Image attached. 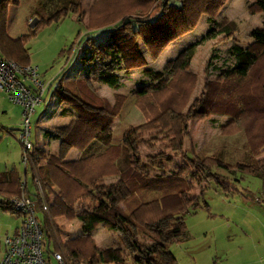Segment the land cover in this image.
<instances>
[{"label":"trees","instance_id":"1","mask_svg":"<svg viewBox=\"0 0 264 264\" xmlns=\"http://www.w3.org/2000/svg\"><path fill=\"white\" fill-rule=\"evenodd\" d=\"M56 1L59 7L48 16L35 11L36 24L29 34L12 39L8 35V12L19 2L0 0V58L21 67L31 66L26 45L40 28L59 23L70 14L78 21L86 16L85 33L81 36L78 32L75 39L84 44L81 77L65 80L69 69L65 68L54 78L53 97L57 104L66 106L59 116L69 122L43 133L46 144L58 141L64 151L75 150L79 156L76 160L53 161L49 152L33 144L23 173L14 166L0 172V211L19 216L10 201L22 194L37 203L42 214L38 220L41 245L49 264L53 252L60 253L65 264H126L122 249L97 248L93 236L99 226L123 231L138 264H177L170 247L189 240L185 214L200 208L201 202L207 208L203 199L206 187L201 186L199 194L191 197L193 184L213 182L230 193L234 186L217 170L264 176V159H258L264 152V0L247 4L250 16L262 15V27L250 33L252 42L246 47L232 46V66L220 70L216 79L205 80L195 99L192 96L198 76L191 72L190 64L199 42L219 35L233 39L237 31L235 22L216 20L228 0H97L87 13L82 12L81 0ZM203 17L208 29L200 41L182 49L163 71L147 68L146 54L157 60L170 44L194 31ZM99 36L106 37L105 42L94 45ZM74 45L60 56L66 52L71 55ZM140 69L147 83L133 95H150L160 113L125 131L120 143L113 144L112 127L127 96L114 93L110 102L90 84L96 82L117 91L121 88L120 73ZM212 116L226 118L221 134L240 133L244 137L251 163L231 165L192 151L187 155L184 142L189 138L188 124ZM157 143L162 150L142 163L140 149H153ZM167 152L185 159V164L170 174L159 165L172 162ZM28 172L34 193L28 190ZM35 179L46 200L47 213L41 210ZM106 179L115 181L106 183ZM86 202L88 207L76 209ZM57 219L79 222V233L61 241Z\"/></svg>","mask_w":264,"mask_h":264},{"label":"rangeland","instance_id":"2","mask_svg":"<svg viewBox=\"0 0 264 264\" xmlns=\"http://www.w3.org/2000/svg\"><path fill=\"white\" fill-rule=\"evenodd\" d=\"M253 1L228 0L217 15V21L227 18L236 23L237 31L233 39H225L223 35H219L214 39L199 42L195 57L190 64L191 72L198 76L192 99L199 97L205 80L216 79L220 70L232 66L231 47L234 45L246 47L252 42L251 31L262 27V15L250 16L247 12V4ZM18 2V6H11L8 12V35L12 39L29 34L31 27L28 22L35 17L36 10L43 11L42 13L48 16L60 4L56 0H50V2L48 0H18ZM87 6L88 1L84 0L83 8L81 3L84 13H87ZM83 21L85 22L87 19L82 18ZM207 29L206 17H203L194 31L170 44L157 60H151L146 54L147 68L152 71H163L166 63L173 60L182 49L191 43L200 41ZM78 32L83 36L85 26L77 20L75 15L70 14L59 23L43 26L36 32L35 37L27 42L26 47L30 55L31 66L37 68L39 79L49 85L46 86L42 102L36 106L35 114L31 118L30 141L33 143L36 142L35 138L41 128L39 124H44L41 118H51L54 114L53 111L57 112L58 108H61L57 102L53 101V99L55 100L53 91L57 84L54 78L65 68H69L66 71L65 80L81 77L79 73L83 64L80 61V54L84 44L75 40ZM102 36L94 40V45L105 42L106 37ZM71 44H75L73 53L68 55L66 52L60 56V52L69 50ZM207 64H209L208 68H206ZM84 69H88V66H84ZM119 75L121 88L117 91L96 82L90 84L91 88L110 102L113 101L114 93L127 96L121 114L112 127L113 144L120 143L125 131L138 124L148 122L160 113L150 95L141 98L133 95L138 88L147 83L143 70H135L129 74L120 73ZM6 98L5 94L0 91V172L14 166L20 173H23L24 153L19 141L21 108ZM60 106L66 107L64 104ZM4 108H8V114L2 113ZM51 113L53 114L51 115ZM54 118L55 122L52 126H64L68 120L60 116ZM225 120V117L212 116L204 121H191L188 124L189 138L184 142V150L187 151V155L189 156L192 151L200 157L213 155L231 165L251 163L244 147V137L240 133L236 135L221 134L220 126L224 124ZM161 147L160 143L155 144L153 149L142 147L140 149L142 163H147V156H156L162 150ZM51 149L56 150V148H50V151ZM59 154L61 155L60 150L56 157L59 156V159H63ZM167 154L172 162L159 163L165 168L167 174L175 171L176 167L185 164V159L180 154L173 152H167ZM262 158L264 159V152L258 159ZM217 173L225 176L232 183L234 191L225 193L213 182L208 184L201 181L200 185L194 183L191 197L199 194L201 186L206 187L203 199L207 208L201 202L200 208L190 209L185 214L184 221L189 240L182 244L172 245L170 252L176 258L177 264H259L260 262H257L258 255H264V176L255 177L223 170H217ZM184 177L190 181L188 175ZM27 178L28 190L34 193L30 172H28ZM41 205L42 203H40ZM88 205L89 202H86L83 206L78 205L76 209L79 211ZM44 212L47 213L48 210ZM35 214L41 221L42 214L37 203ZM21 223L20 216L0 211V261L4 254V239L11 236L21 226ZM55 223L59 228L61 241L75 237L79 233L80 224L77 221L67 222L64 219H57ZM94 239L98 248L122 249L127 259L126 264H138L136 253L130 249L129 241L123 231L108 230L99 226L94 233ZM51 264L55 263L51 261Z\"/></svg>","mask_w":264,"mask_h":264},{"label":"built area","instance_id":"3","mask_svg":"<svg viewBox=\"0 0 264 264\" xmlns=\"http://www.w3.org/2000/svg\"><path fill=\"white\" fill-rule=\"evenodd\" d=\"M30 27L36 24L35 19L28 22ZM47 84L38 77L37 68L21 67L16 62L0 58V91L14 105L21 108V131L19 141L23 148V163H27L29 152L33 149L31 136V118L36 106L42 102V95ZM38 194L41 199V210L47 211V203L42 194L39 182L35 179ZM12 209L21 217L19 228L4 239V254L0 264H49L42 250V230L35 214L36 202L27 195L10 201ZM56 264H65L62 255L52 253Z\"/></svg>","mask_w":264,"mask_h":264},{"label":"crops","instance_id":"4","mask_svg":"<svg viewBox=\"0 0 264 264\" xmlns=\"http://www.w3.org/2000/svg\"><path fill=\"white\" fill-rule=\"evenodd\" d=\"M18 1V0H17ZM83 1L84 0H81V3H82V8H83ZM88 1V6H87V10L89 9V7L93 4V2L94 1H96V0H87ZM86 10V11H87ZM82 12H84V10L82 9ZM85 19H86V16L84 17ZM86 22V21H85ZM85 22L83 21H81V23L85 26ZM98 39V38H97ZM96 40V39H95ZM120 76V75H119ZM49 86V85H48ZM101 96V95H100ZM103 97V96H102ZM7 99V98H6ZM53 101L56 103V101L53 99ZM59 107H61L60 109L58 108V111L56 112V111H53L54 112V114L53 113H51V115H52V117L50 118V117H42L41 118V120H42V122H44V124H39L40 125V127L41 128H39L40 129V131L37 133V136H36V138H35V140H36V142L35 143H33L36 147H42V148H44L47 152H49L50 153V160H53V161H58L59 160V156L58 157H56V154H57V152H58V150H60L61 151V144H60V142H58V141H52V142H47V144H46V141H45V139H44V137H43V133L45 132V130H47L48 128H50V127H58V126H52L53 125V123L55 122V121H53L55 118L54 117H56L57 116V118L59 117V112L61 111V109H62V106H60L59 105ZM64 108V107H63ZM2 113H4V114H8L9 113V110H8V108H4V110L2 111ZM50 115V116H51ZM51 119V120H50ZM67 119V118H66ZM68 122H69V119L67 120V123H66V125L68 124ZM38 123H39V119H38ZM45 128H47V129H45ZM50 148H56V150H52L51 149V151H50ZM60 155V154H59ZM78 156H79V153L77 152V151H75V150H68V151H64V149H62V154L60 155V157H63V159L64 160H76L77 158H78ZM107 182H112V180L111 179H108L107 181H106V183ZM17 230V229H16ZM15 230V231H16ZM14 231V232H15ZM94 237V236H93ZM95 240V239H94ZM98 248V247H97ZM108 248V247H107ZM99 249H101V248H99ZM102 249H104V248H102ZM262 261V262H261ZM259 264H264V255H261V254H259L258 255V261H257Z\"/></svg>","mask_w":264,"mask_h":264}]
</instances>
